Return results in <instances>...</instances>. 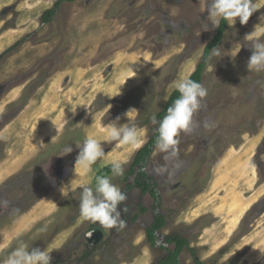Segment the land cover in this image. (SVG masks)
<instances>
[{"label": "rangeland", "instance_id": "1", "mask_svg": "<svg viewBox=\"0 0 264 264\" xmlns=\"http://www.w3.org/2000/svg\"><path fill=\"white\" fill-rule=\"evenodd\" d=\"M59 1L0 0V262L23 241L50 252L51 264H159L174 249L165 237L179 235L206 264H264V71L248 72L244 40L264 0H254L247 25L227 26L221 56L207 59V96L190 130L174 150L155 147L146 171L157 197L129 188L130 166L175 83L204 61L218 30L207 19L210 0L63 1L44 23ZM117 117L137 127L138 146L108 141ZM86 137L105 152L88 172L75 166ZM98 176L127 196L123 229L80 216V192ZM159 214L168 224L152 247L146 230ZM95 228L104 239L90 247ZM181 261L195 257L186 250Z\"/></svg>", "mask_w": 264, "mask_h": 264}, {"label": "clouds", "instance_id": "2", "mask_svg": "<svg viewBox=\"0 0 264 264\" xmlns=\"http://www.w3.org/2000/svg\"><path fill=\"white\" fill-rule=\"evenodd\" d=\"M258 8L254 0H210L207 6V19L210 21L211 30L219 28L221 20L227 22L229 27H234L239 20L240 25H247L253 13L257 12ZM254 27V30L244 37L245 41L251 42V56L247 62L248 72L264 71V22ZM208 26L205 31L210 30ZM240 52L242 45L237 44ZM221 50L218 47L211 49L208 60L214 57H220ZM232 87V86H231ZM176 90L180 93L172 106L167 110V114L162 120L157 121L153 115L151 122L158 124V138L156 141V149L161 152L174 150L179 143L177 136L181 132H188L193 116L202 107V100L207 96V90L204 86L191 79H183L175 83ZM236 88V87H233ZM132 108L125 114L128 117L129 113L136 112ZM119 117L106 127L108 129V141L117 142L118 144L138 146L141 141L139 139V130L135 126H130V123L119 125ZM210 127L209 124L205 125ZM76 158L75 166H79L84 172L91 170V166L105 156L104 149L100 142L93 137H86L82 147ZM73 151L72 147L66 149L67 153ZM111 171L115 176L123 175V168L120 162L114 161L111 166ZM127 199L126 194L121 189L113 184L109 177L98 176L96 178L95 189L92 187H83L80 192V216L85 221H90L93 224H99L105 229H123L126 224L121 218V212L118 206ZM40 231H44L41 229ZM51 253L45 249L31 248L21 241L5 260L0 264H51Z\"/></svg>", "mask_w": 264, "mask_h": 264}, {"label": "trees", "instance_id": "3", "mask_svg": "<svg viewBox=\"0 0 264 264\" xmlns=\"http://www.w3.org/2000/svg\"><path fill=\"white\" fill-rule=\"evenodd\" d=\"M63 1L73 2L75 0L59 1L53 9L46 11V13L43 15L44 23H49L52 20L54 14L59 8V5ZM227 26V22L221 20L220 26L216 31L213 41L206 47L204 53V61L198 66L197 70L190 76L189 79L202 84L204 67L211 49L218 47V45L222 42ZM16 46L17 44L14 47ZM12 48L10 50H12ZM179 96L180 93L177 90L173 92L167 103H165V105L163 106L162 111L158 114V118L160 120H162L163 117L167 114L168 108L173 105L174 101L178 99ZM157 138L158 132L156 130L150 141L137 153L129 170L130 175L137 173L134 185H130L129 188H139L143 193H151L154 197H157V194L152 182L153 179L148 175L146 171V166L155 149ZM167 224V217L159 214L155 217L152 226L146 230L148 242L152 247L157 246V243L161 238V236L159 235V231H161ZM165 241L170 245H174V249L169 250L166 258L160 260L159 264H183L181 261V256L186 250H189L193 253L195 257V264H206L197 257L196 250L191 247V243L188 239L179 235H174L165 237Z\"/></svg>", "mask_w": 264, "mask_h": 264}, {"label": "water", "instance_id": "4", "mask_svg": "<svg viewBox=\"0 0 264 264\" xmlns=\"http://www.w3.org/2000/svg\"><path fill=\"white\" fill-rule=\"evenodd\" d=\"M103 239H104V232L99 229L92 231L87 235V240L89 244L92 246L99 245Z\"/></svg>", "mask_w": 264, "mask_h": 264}, {"label": "flooded vegetation", "instance_id": "5", "mask_svg": "<svg viewBox=\"0 0 264 264\" xmlns=\"http://www.w3.org/2000/svg\"><path fill=\"white\" fill-rule=\"evenodd\" d=\"M95 230H98V228H95V229L91 230L90 232L95 231ZM99 230H100V229H99ZM90 232H89V233H90ZM89 233H87V235H88ZM87 235H86V240H87ZM102 241H103V240H102ZM87 242H88V240H87ZM88 244H89V242H88ZM89 246L92 247V245H90V244H89ZM97 246H98V245H97ZM93 247H94V246H93Z\"/></svg>", "mask_w": 264, "mask_h": 264}, {"label": "bare ground", "instance_id": "6", "mask_svg": "<svg viewBox=\"0 0 264 264\" xmlns=\"http://www.w3.org/2000/svg\"><path fill=\"white\" fill-rule=\"evenodd\" d=\"M21 35V34H20Z\"/></svg>", "mask_w": 264, "mask_h": 264}]
</instances>
